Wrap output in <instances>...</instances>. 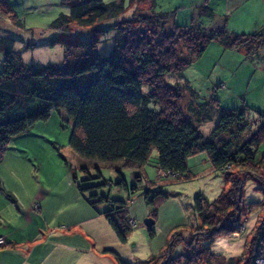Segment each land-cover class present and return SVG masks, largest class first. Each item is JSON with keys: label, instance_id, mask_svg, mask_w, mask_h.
<instances>
[{"label": "trees", "instance_id": "obj_1", "mask_svg": "<svg viewBox=\"0 0 264 264\" xmlns=\"http://www.w3.org/2000/svg\"><path fill=\"white\" fill-rule=\"evenodd\" d=\"M63 1L68 11L59 12L49 24L59 33L51 41L63 46L60 62H25L13 48V38L0 34V158L13 135L25 132L37 120H45L53 108H62L70 118L68 144L78 155L119 162L114 167L119 175L115 183L129 197L137 189L136 180L145 177L135 170L133 181L128 183L121 166L141 167L155 149L157 168L163 176L184 179L192 173L187 159L205 152L228 186H221L211 199L201 191L192 195L199 221L183 239L179 256L171 254L170 245L178 238L174 233L164 253L152 254L139 264H196L199 260L207 264H264V111L252 117L244 103L224 107L212 92L198 100L199 92L183 73L211 42L241 51L244 59L259 58L264 23L251 31L229 30L227 13L215 11L210 0H202L191 6L190 22L178 24L175 7L156 8V0H128L133 5L132 15L113 22L112 46L102 55L97 50L103 31L100 26L96 24L84 37L68 36L70 26H92L117 17L124 10V0ZM7 14L22 24L5 0H0V15ZM203 16L209 18V24L199 22ZM168 74L174 76L173 82L166 79ZM215 111L216 123L205 135L199 124ZM232 168L236 173H231ZM72 173L76 180L73 168ZM100 174L97 169L95 176ZM249 177L262 191V215L242 251L225 257L200 240L239 229L245 211L243 187ZM148 182L146 179L142 196L150 208L145 216L146 231L153 237L158 203L172 192ZM101 184L110 185L111 181L103 179L84 186L77 183L76 188L81 194L89 191L87 203L103 215L117 238L124 240L131 226L128 203L97 193ZM101 204L105 208L99 210ZM116 258L118 264H132L118 254Z\"/></svg>", "mask_w": 264, "mask_h": 264}, {"label": "rangeland", "instance_id": "obj_2", "mask_svg": "<svg viewBox=\"0 0 264 264\" xmlns=\"http://www.w3.org/2000/svg\"><path fill=\"white\" fill-rule=\"evenodd\" d=\"M5 2L22 24H17L14 21L16 18L11 14L0 15V34L13 38V48L19 50L22 59L35 64L60 62L63 46L59 41H51L59 33L51 29L49 24L59 12L68 11V4L62 0H5ZM185 4L186 0H156V8L176 7L174 20L178 24L190 22V11ZM124 6L123 12L117 17L105 19L92 26L72 23L68 36L84 37L93 32L97 24L103 29L99 33L97 50L99 54H107L112 46L113 22L132 15L133 5L124 0ZM139 6L144 8L145 4L140 3ZM199 22L206 25L210 20L203 16ZM227 54L231 55L227 57ZM1 66L0 52V69ZM183 73L199 92L198 100L212 92L224 107L244 103L252 117L264 111V63L259 58L244 59L241 51L224 50L217 43L211 42L199 58L193 59L184 68ZM166 79L173 82L174 76L168 74ZM217 117L218 111H215L209 119L199 124L203 134L209 133ZM70 129L71 120L63 109L53 108L45 120L35 121L31 128L13 135L7 142L0 158V235L4 237L0 245L5 243V238L12 241L25 239L24 237L29 234L32 236V223L25 221L27 214L29 218L31 215L34 217L35 214H39L37 219L44 218L50 227L51 218L55 227L65 226L68 221L86 219L92 209L85 200L89 191L79 193L76 184L84 186L98 183L103 179L110 180L111 184H101L97 187L99 188L97 193L125 200L129 207L127 215L131 226L124 240L117 238L111 226H107L105 231L96 230V245L92 235H86L84 230L77 228L70 232L69 237L63 236L61 240H72L81 248L67 251L64 247L56 245L53 253L47 255L41 264H52L57 261L59 264H118L117 254L132 264H139V260L147 259L152 254L164 253L174 233H177L178 238L170 245L171 254L179 256L183 250V239L195 229L199 221L192 206V195L201 191L211 199L221 186L225 188L228 186V183H222L221 172L212 168L209 160L204 163L198 153L187 159L191 165L189 169L192 171L189 178L164 177L157 168L154 149L141 167L121 166L120 169L128 183L133 181L135 170L145 177L141 178V181L136 180L137 189L129 197L126 190L115 183L119 175L114 167L119 165V162L91 160L78 155L68 144ZM202 153L206 155L205 152ZM81 166H85L87 172ZM72 168L76 180L72 178ZM97 169L101 173L98 177L95 176ZM236 171V168H232L231 173L234 174ZM146 179L150 180L149 185L172 192L170 195L174 197L172 200L179 204L176 210L167 207L163 208L160 214H156L152 227L155 232L153 237L147 234L144 222L145 216L149 213V206L134 203L139 197L143 199L142 192L144 184L147 185ZM243 189L242 202L245 211L241 216L239 229L229 234L215 235L212 239L200 240V243L208 245L212 251L219 252L225 257L242 251L245 241L252 236L253 226L262 215L259 202L263 199V194L256 188L255 180L247 178ZM163 202L164 200L160 201L158 207L163 205ZM103 204L98 205L99 210L105 208ZM38 207L41 208L40 212ZM143 209L147 211L140 216ZM37 253L35 246L31 251L30 260L41 258L37 257ZM196 264L207 263L199 260Z\"/></svg>", "mask_w": 264, "mask_h": 264}, {"label": "crops", "instance_id": "obj_3", "mask_svg": "<svg viewBox=\"0 0 264 264\" xmlns=\"http://www.w3.org/2000/svg\"><path fill=\"white\" fill-rule=\"evenodd\" d=\"M202 0H186L185 6L187 10L190 11L191 6L201 2ZM215 11L222 13H227L226 26L229 30L235 32H246L255 29L258 25L264 23V0H210ZM176 8V7H175ZM176 16V15H175ZM213 43V42H212ZM216 43V42H215ZM218 44V43H217ZM219 45V44H218ZM209 46V45H208ZM207 46V47H208ZM217 46V45H215ZM216 50V49H215ZM232 50V49H224ZM224 52V51H223ZM261 55L259 59L264 63V46L260 50ZM231 54H227V57ZM225 96V95H224ZM201 160L204 163L207 160V157L204 153H198ZM189 161L187 160V163ZM191 166V165H190ZM173 196L168 197L164 200V207H158L157 213L160 214L163 208L173 207L174 210L179 208V204L172 200ZM137 200V202H136ZM134 203H143L146 205L141 197L136 199ZM89 205V204H88ZM90 206V205H89ZM147 206V205H146ZM91 207V206H90ZM90 210L86 219L82 220H72L68 221L65 226H56L52 223L53 218H51L50 223L52 226H49L44 218L38 220L37 217L39 214H35L34 217L27 214L26 223H32L33 234L25 236V239L22 240H9L5 238V243L0 245V264H41L42 260L49 254L53 253L54 246L64 247L67 251L78 250L79 246L77 243H74L72 240L63 241L61 238L63 236H70V232L80 229L84 230V234L92 235V238L96 245L97 234L96 230L101 229L106 230L107 226H110L102 214L98 213L93 207ZM41 208L38 207V212ZM147 210L143 209L142 213L145 214ZM141 212V211H140ZM41 214V213H40ZM43 217V215H42ZM37 219V220H36ZM34 220V222H32ZM82 222V223H81ZM81 225H84L83 227ZM87 225V226H86ZM86 226V228H85ZM105 227V229H102ZM111 228V227H110ZM112 229V228H111ZM37 247L38 253L36 260H30V254L34 247ZM82 252V251H81ZM60 262H53L52 264H59Z\"/></svg>", "mask_w": 264, "mask_h": 264}, {"label": "built area", "instance_id": "obj_4", "mask_svg": "<svg viewBox=\"0 0 264 264\" xmlns=\"http://www.w3.org/2000/svg\"><path fill=\"white\" fill-rule=\"evenodd\" d=\"M3 240H4V237H2V236L0 235V243H2Z\"/></svg>", "mask_w": 264, "mask_h": 264}, {"label": "water", "instance_id": "obj_5", "mask_svg": "<svg viewBox=\"0 0 264 264\" xmlns=\"http://www.w3.org/2000/svg\"><path fill=\"white\" fill-rule=\"evenodd\" d=\"M144 222L147 223L146 219H144Z\"/></svg>", "mask_w": 264, "mask_h": 264}]
</instances>
